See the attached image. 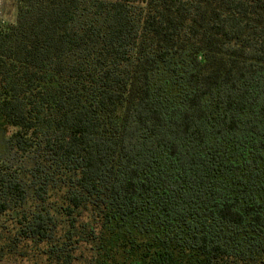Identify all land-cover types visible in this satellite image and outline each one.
Here are the masks:
<instances>
[{
	"label": "trees",
	"instance_id": "1",
	"mask_svg": "<svg viewBox=\"0 0 264 264\" xmlns=\"http://www.w3.org/2000/svg\"><path fill=\"white\" fill-rule=\"evenodd\" d=\"M15 6L0 263L264 264V0Z\"/></svg>",
	"mask_w": 264,
	"mask_h": 264
},
{
	"label": "rangeland",
	"instance_id": "2",
	"mask_svg": "<svg viewBox=\"0 0 264 264\" xmlns=\"http://www.w3.org/2000/svg\"><path fill=\"white\" fill-rule=\"evenodd\" d=\"M16 0H0V26H14L16 22ZM12 130L0 121V153L3 152V142L7 140ZM0 264H34V263H0Z\"/></svg>",
	"mask_w": 264,
	"mask_h": 264
}]
</instances>
